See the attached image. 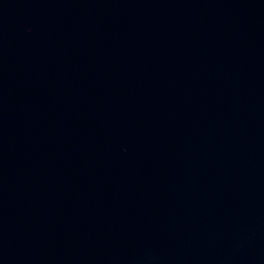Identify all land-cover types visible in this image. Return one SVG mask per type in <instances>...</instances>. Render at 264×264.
Returning a JSON list of instances; mask_svg holds the SVG:
<instances>
[{
	"label": "water",
	"instance_id": "1",
	"mask_svg": "<svg viewBox=\"0 0 264 264\" xmlns=\"http://www.w3.org/2000/svg\"><path fill=\"white\" fill-rule=\"evenodd\" d=\"M0 264H264V0H0Z\"/></svg>",
	"mask_w": 264,
	"mask_h": 264
}]
</instances>
